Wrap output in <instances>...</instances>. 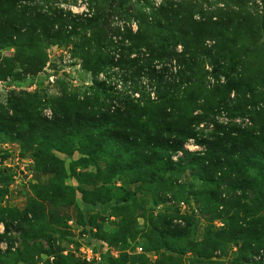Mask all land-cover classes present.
Listing matches in <instances>:
<instances>
[{"label": "rangeland", "instance_id": "obj_1", "mask_svg": "<svg viewBox=\"0 0 264 264\" xmlns=\"http://www.w3.org/2000/svg\"><path fill=\"white\" fill-rule=\"evenodd\" d=\"M15 2L94 25L42 44L52 86L0 49V264H264V142L230 140L264 138V0Z\"/></svg>", "mask_w": 264, "mask_h": 264}, {"label": "trees", "instance_id": "obj_2", "mask_svg": "<svg viewBox=\"0 0 264 264\" xmlns=\"http://www.w3.org/2000/svg\"><path fill=\"white\" fill-rule=\"evenodd\" d=\"M11 8L15 10L16 13L14 17L7 16V19L0 18V49L5 47H15L16 48V58L21 66V69L25 70V74L35 76L42 71L45 64L43 53L41 52V46L43 43H71L74 41L76 49L83 52L85 55L89 53V42H87L84 37L87 31L94 25V20H82L78 19V16L74 18L67 17L62 10H57L54 12H43V11H33L29 10H16L17 4L15 0H0V15L4 13L1 12L3 7ZM56 26V27H55ZM69 27V29H68ZM127 38L131 42V48L144 46L145 41L141 31L136 34L128 33ZM83 38L80 41H75L76 39ZM131 48H129L131 50ZM84 57V55H82ZM103 67L100 66L99 69ZM9 71H12V66H9ZM96 70H94L95 72ZM18 79V76H13ZM167 97L170 94H166ZM38 102L42 103V99L37 97ZM12 105V103H11ZM69 109V108H68ZM63 109V116L60 119L47 120L34 119L27 114L26 108H16V112L20 111L23 115L16 119L19 129H21V134L24 139L31 140L35 136L44 138V136L61 138L60 136L66 137L70 133V123L73 114L71 110ZM230 116L238 117L242 116L240 109L238 107H226L225 108ZM93 120V119H92ZM95 121L93 120L92 123ZM44 124V128L41 129L39 125ZM194 134H189V137ZM249 133H242L239 136L230 137L232 148H236L240 145H249L252 141L259 144V141L264 142V138H250ZM40 142V140H38ZM224 141V140H223ZM218 140L217 146L214 148L221 149L220 145L223 142ZM176 151H182V143H177L175 147ZM264 152V148H261ZM264 161V156L261 158ZM241 164V163H240ZM245 164V163H243ZM177 165H174L173 169H176ZM243 168V166L241 167ZM240 168V169H241ZM180 169V168H179ZM232 169H236L232 166ZM264 171V170H263ZM246 187V183L243 182Z\"/></svg>", "mask_w": 264, "mask_h": 264}, {"label": "built area", "instance_id": "obj_3", "mask_svg": "<svg viewBox=\"0 0 264 264\" xmlns=\"http://www.w3.org/2000/svg\"><path fill=\"white\" fill-rule=\"evenodd\" d=\"M39 75L40 76H44L45 78H46V84L48 85V86H52V85H55V76H54V74H52V70H48V69H44V71L43 72H40L39 73ZM40 76H33V77H31V80H35V79H38Z\"/></svg>", "mask_w": 264, "mask_h": 264}]
</instances>
